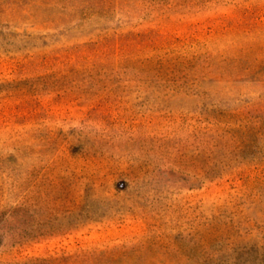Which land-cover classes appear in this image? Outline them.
Instances as JSON below:
<instances>
[{"label":"rangeland","instance_id":"obj_1","mask_svg":"<svg viewBox=\"0 0 264 264\" xmlns=\"http://www.w3.org/2000/svg\"><path fill=\"white\" fill-rule=\"evenodd\" d=\"M0 264H264V0H0Z\"/></svg>","mask_w":264,"mask_h":264}]
</instances>
